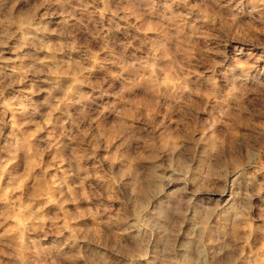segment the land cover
<instances>
[{"label":"rangeland","instance_id":"rangeland-1","mask_svg":"<svg viewBox=\"0 0 264 264\" xmlns=\"http://www.w3.org/2000/svg\"><path fill=\"white\" fill-rule=\"evenodd\" d=\"M0 264H264V0H0Z\"/></svg>","mask_w":264,"mask_h":264},{"label":"bare ground","instance_id":"bare-ground-1","mask_svg":"<svg viewBox=\"0 0 264 264\" xmlns=\"http://www.w3.org/2000/svg\"><path fill=\"white\" fill-rule=\"evenodd\" d=\"M17 218H18V217H17ZM17 218H16L15 216H13V220H14L15 222H18Z\"/></svg>","mask_w":264,"mask_h":264}]
</instances>
